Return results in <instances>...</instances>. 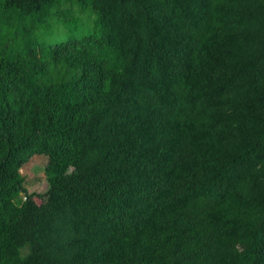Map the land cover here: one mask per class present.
I'll list each match as a JSON object with an SVG mask.
<instances>
[{
    "label": "trees",
    "instance_id": "trees-1",
    "mask_svg": "<svg viewBox=\"0 0 264 264\" xmlns=\"http://www.w3.org/2000/svg\"><path fill=\"white\" fill-rule=\"evenodd\" d=\"M0 264H264V0H0Z\"/></svg>",
    "mask_w": 264,
    "mask_h": 264
},
{
    "label": "rangeland",
    "instance_id": "rangeland-1",
    "mask_svg": "<svg viewBox=\"0 0 264 264\" xmlns=\"http://www.w3.org/2000/svg\"><path fill=\"white\" fill-rule=\"evenodd\" d=\"M61 11L70 10L76 18V28L77 30L86 29L92 27V22L94 20V12L91 11H79L77 4L70 2H65L61 4ZM54 24V27L57 30V33L66 34L67 25H63L60 21L51 17L50 19ZM47 162V158L43 154H34L31 158L25 162L20 169L21 174L24 178L23 185L27 191H37L43 193L47 188L46 176L44 173V166ZM37 201H40V198L36 197Z\"/></svg>",
    "mask_w": 264,
    "mask_h": 264
}]
</instances>
